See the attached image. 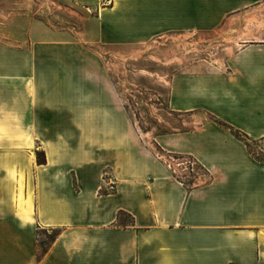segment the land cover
Masks as SVG:
<instances>
[{
	"label": "crops",
	"instance_id": "0c3cea01",
	"mask_svg": "<svg viewBox=\"0 0 264 264\" xmlns=\"http://www.w3.org/2000/svg\"><path fill=\"white\" fill-rule=\"evenodd\" d=\"M88 1L84 46L54 43L70 33L39 21L35 43L0 46V264H264V158L210 119L154 136L209 171L184 184L133 126L97 51L177 33L236 41L217 71L173 75L167 109L261 139L264 0ZM45 232L57 236L43 250Z\"/></svg>",
	"mask_w": 264,
	"mask_h": 264
},
{
	"label": "rangeland",
	"instance_id": "374dc122",
	"mask_svg": "<svg viewBox=\"0 0 264 264\" xmlns=\"http://www.w3.org/2000/svg\"><path fill=\"white\" fill-rule=\"evenodd\" d=\"M97 3L102 5V0H97ZM89 7L88 0H0V46L35 43L27 39L28 26L35 21L43 22L55 31L70 33L71 36L66 34L65 42L60 40L54 43L84 46L80 32L83 17L90 13ZM222 38L177 33L155 38L127 53H120L116 49L97 50L99 60L104 65V75L111 77L116 90L122 94L139 135L153 143L158 155L171 163L174 174L187 183L207 182L209 171L191 155L163 153L153 138L193 128L197 121L219 120L202 112L192 116L173 113L167 109V100L168 82L173 75L206 66L216 71L223 67L225 59L239 46L236 41ZM83 52L81 58L90 60L89 55ZM249 136L245 134L240 138L247 142L255 158L263 159L264 138ZM191 160L196 163H189ZM51 234L45 232L44 238Z\"/></svg>",
	"mask_w": 264,
	"mask_h": 264
},
{
	"label": "built area",
	"instance_id": "2783aa9c",
	"mask_svg": "<svg viewBox=\"0 0 264 264\" xmlns=\"http://www.w3.org/2000/svg\"><path fill=\"white\" fill-rule=\"evenodd\" d=\"M113 0H102V5H109L112 3ZM165 161V160H164ZM189 161V163L193 164L196 163L194 160ZM185 162V161H184ZM166 166L169 168V170L174 174V171L172 170L171 163L168 161H165ZM175 175V174H174ZM180 181L185 182L182 177L175 175ZM192 184V183H191ZM102 185L103 190L106 192H112L116 189L115 182L109 178L108 172L105 171L102 178Z\"/></svg>",
	"mask_w": 264,
	"mask_h": 264
},
{
	"label": "trees",
	"instance_id": "16d2710c",
	"mask_svg": "<svg viewBox=\"0 0 264 264\" xmlns=\"http://www.w3.org/2000/svg\"><path fill=\"white\" fill-rule=\"evenodd\" d=\"M215 121H217V123L220 126H222L223 128H226V129L230 130L236 137L240 138L241 135L245 136V134L240 133L239 131L235 130L233 127L229 126L225 122H223L221 120H215ZM37 159H38L39 162H43L44 161V154H43V152H40V153L37 154ZM183 183L186 184V185L189 184L187 182H183ZM56 236H57V232H53L49 237H47V240L41 245L42 246V249L43 250H46V244L48 243V241H52Z\"/></svg>",
	"mask_w": 264,
	"mask_h": 264
},
{
	"label": "bare ground",
	"instance_id": "6f19581e",
	"mask_svg": "<svg viewBox=\"0 0 264 264\" xmlns=\"http://www.w3.org/2000/svg\"><path fill=\"white\" fill-rule=\"evenodd\" d=\"M229 38H225L224 40H228Z\"/></svg>",
	"mask_w": 264,
	"mask_h": 264
}]
</instances>
